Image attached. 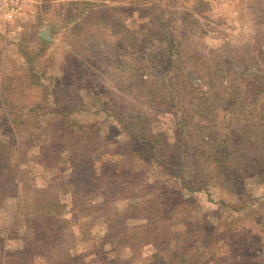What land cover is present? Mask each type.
I'll return each instance as SVG.
<instances>
[{"label":"rangeland","instance_id":"1","mask_svg":"<svg viewBox=\"0 0 264 264\" xmlns=\"http://www.w3.org/2000/svg\"><path fill=\"white\" fill-rule=\"evenodd\" d=\"M0 264H264V0L0 16Z\"/></svg>","mask_w":264,"mask_h":264},{"label":"built area","instance_id":"2","mask_svg":"<svg viewBox=\"0 0 264 264\" xmlns=\"http://www.w3.org/2000/svg\"><path fill=\"white\" fill-rule=\"evenodd\" d=\"M26 0H0V16L11 22L20 12Z\"/></svg>","mask_w":264,"mask_h":264},{"label":"water","instance_id":"3","mask_svg":"<svg viewBox=\"0 0 264 264\" xmlns=\"http://www.w3.org/2000/svg\"><path fill=\"white\" fill-rule=\"evenodd\" d=\"M51 33H50V29H46L45 31L41 32L40 33V37L45 40V41H48V42H51L52 39H51Z\"/></svg>","mask_w":264,"mask_h":264}]
</instances>
